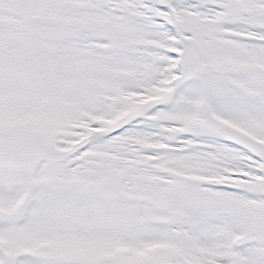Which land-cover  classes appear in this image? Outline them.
<instances>
[{
  "label": "snow or ice",
  "instance_id": "1",
  "mask_svg": "<svg viewBox=\"0 0 264 264\" xmlns=\"http://www.w3.org/2000/svg\"><path fill=\"white\" fill-rule=\"evenodd\" d=\"M0 264H264V0H0Z\"/></svg>",
  "mask_w": 264,
  "mask_h": 264
}]
</instances>
